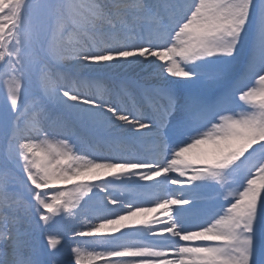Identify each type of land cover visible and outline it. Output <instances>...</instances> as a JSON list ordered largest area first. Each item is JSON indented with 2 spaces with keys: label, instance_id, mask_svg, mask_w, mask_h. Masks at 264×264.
<instances>
[{
  "label": "snow or ice",
  "instance_id": "1",
  "mask_svg": "<svg viewBox=\"0 0 264 264\" xmlns=\"http://www.w3.org/2000/svg\"><path fill=\"white\" fill-rule=\"evenodd\" d=\"M0 264H264V0H0Z\"/></svg>",
  "mask_w": 264,
  "mask_h": 264
},
{
  "label": "bare ground",
  "instance_id": "2",
  "mask_svg": "<svg viewBox=\"0 0 264 264\" xmlns=\"http://www.w3.org/2000/svg\"><path fill=\"white\" fill-rule=\"evenodd\" d=\"M68 231V226L66 224H58V227L57 228H53L52 226L49 228V232L52 234V235H59L61 237H63ZM48 233L45 234V238L44 240H46V237H47ZM67 251V249H66Z\"/></svg>",
  "mask_w": 264,
  "mask_h": 264
},
{
  "label": "rangeland",
  "instance_id": "3",
  "mask_svg": "<svg viewBox=\"0 0 264 264\" xmlns=\"http://www.w3.org/2000/svg\"><path fill=\"white\" fill-rule=\"evenodd\" d=\"M58 219V218H57ZM53 228H57L58 227V224H56V225H54V226H52ZM45 242V240H44V238H42V240H41V243H44Z\"/></svg>",
  "mask_w": 264,
  "mask_h": 264
}]
</instances>
